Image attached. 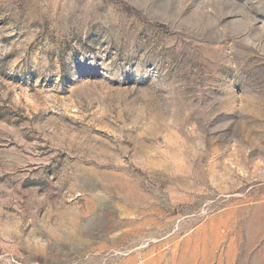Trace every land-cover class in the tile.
I'll use <instances>...</instances> for the list:
<instances>
[{
  "label": "rangeland",
  "instance_id": "1",
  "mask_svg": "<svg viewBox=\"0 0 264 264\" xmlns=\"http://www.w3.org/2000/svg\"><path fill=\"white\" fill-rule=\"evenodd\" d=\"M0 264H264V0H0Z\"/></svg>",
  "mask_w": 264,
  "mask_h": 264
}]
</instances>
